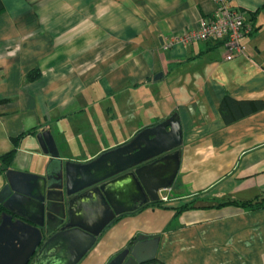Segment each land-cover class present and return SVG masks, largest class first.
<instances>
[{
  "label": "crops",
  "instance_id": "obj_1",
  "mask_svg": "<svg viewBox=\"0 0 264 264\" xmlns=\"http://www.w3.org/2000/svg\"><path fill=\"white\" fill-rule=\"evenodd\" d=\"M226 1L253 27L229 60L221 40L164 48L215 0H1L0 155L23 134L8 168L45 173L43 130L81 163L171 115L180 124L167 207L120 215L77 264H107L138 235L158 238L152 264H264V207L216 206L264 189V0ZM226 94L253 111L225 123Z\"/></svg>",
  "mask_w": 264,
  "mask_h": 264
},
{
  "label": "water",
  "instance_id": "obj_2",
  "mask_svg": "<svg viewBox=\"0 0 264 264\" xmlns=\"http://www.w3.org/2000/svg\"><path fill=\"white\" fill-rule=\"evenodd\" d=\"M36 138L51 157L45 173L2 172L0 264H77L115 218L159 200L179 168L176 115L81 163L62 161L50 131ZM157 246L138 235L107 264L150 261Z\"/></svg>",
  "mask_w": 264,
  "mask_h": 264
},
{
  "label": "built area",
  "instance_id": "obj_3",
  "mask_svg": "<svg viewBox=\"0 0 264 264\" xmlns=\"http://www.w3.org/2000/svg\"><path fill=\"white\" fill-rule=\"evenodd\" d=\"M215 2L217 6L211 16L201 18L196 28L185 30L182 34L170 38L164 44V48L174 43L186 45L198 41L221 40L225 47V59L229 60L243 54L245 45L241 39L252 32V25L247 23L243 11L231 6L226 0ZM160 199L168 201V194H161Z\"/></svg>",
  "mask_w": 264,
  "mask_h": 264
},
{
  "label": "trees",
  "instance_id": "obj_4",
  "mask_svg": "<svg viewBox=\"0 0 264 264\" xmlns=\"http://www.w3.org/2000/svg\"><path fill=\"white\" fill-rule=\"evenodd\" d=\"M2 9H3V5H2V2L0 0V12L2 11ZM254 105H255L254 106L255 109L263 108L264 102H257ZM219 110L223 116L225 123L230 124V123L234 122L235 120L242 118L243 116L249 115L253 111V106H251V103L248 101H244V102L243 101H236L233 98H231L229 95L226 94L220 103ZM22 135L23 134H19L16 138H14L15 145L10 150H8L4 154L0 155V160H1L0 171L5 170L9 167V165L13 159V156L15 154L18 142H19L20 138L22 137ZM165 203H166L165 201H162L161 199H159L157 201L149 202L148 204L139 208L138 210H141L142 208H146L148 206L165 208V207H167V205ZM222 205H236V206H240L243 208L264 207V189L261 191V193L256 195L251 200L237 201L235 199H229V200H224V201L218 203L216 206H222ZM192 206L193 205H191V202L184 203V204L176 207V213H180L183 210L191 208ZM2 210H3V208L0 204V215L2 213ZM138 210L131 212V213H135ZM119 218H120V216L115 218L114 221L118 220ZM131 243L132 242L129 243L128 247L131 245ZM155 260H156V258H154L150 261L143 262L141 264H152L153 262H155Z\"/></svg>",
  "mask_w": 264,
  "mask_h": 264
}]
</instances>
